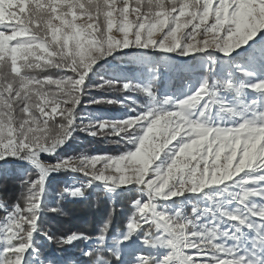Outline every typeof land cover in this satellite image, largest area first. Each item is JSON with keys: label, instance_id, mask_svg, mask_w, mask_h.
<instances>
[{"label": "snow or ice", "instance_id": "snow-or-ice-1", "mask_svg": "<svg viewBox=\"0 0 264 264\" xmlns=\"http://www.w3.org/2000/svg\"><path fill=\"white\" fill-rule=\"evenodd\" d=\"M0 264H264V0H0Z\"/></svg>", "mask_w": 264, "mask_h": 264}, {"label": "trees", "instance_id": "trees-1", "mask_svg": "<svg viewBox=\"0 0 264 264\" xmlns=\"http://www.w3.org/2000/svg\"><path fill=\"white\" fill-rule=\"evenodd\" d=\"M96 147L101 150H112L110 146L105 145H96ZM17 191L18 189L15 183H9L4 195L11 201L15 198ZM65 210L67 212L66 216H50L48 218V226L55 235L76 230H88L91 234L92 227L100 221L101 217L106 215L104 204L101 203L99 207H96L91 200L83 203H69ZM118 224L119 217H117ZM48 251L52 252L55 249L50 248ZM71 251L75 252L77 249H71Z\"/></svg>", "mask_w": 264, "mask_h": 264}, {"label": "rangeland", "instance_id": "rangeland-1", "mask_svg": "<svg viewBox=\"0 0 264 264\" xmlns=\"http://www.w3.org/2000/svg\"><path fill=\"white\" fill-rule=\"evenodd\" d=\"M131 67V66H130ZM58 179H61V177H59Z\"/></svg>", "mask_w": 264, "mask_h": 264}]
</instances>
